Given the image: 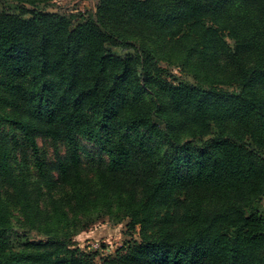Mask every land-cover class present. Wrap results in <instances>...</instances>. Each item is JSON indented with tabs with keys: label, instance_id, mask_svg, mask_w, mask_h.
Here are the masks:
<instances>
[{
	"label": "trees",
	"instance_id": "1",
	"mask_svg": "<svg viewBox=\"0 0 264 264\" xmlns=\"http://www.w3.org/2000/svg\"><path fill=\"white\" fill-rule=\"evenodd\" d=\"M51 1L0 0V264H92L104 217L103 264H264V0Z\"/></svg>",
	"mask_w": 264,
	"mask_h": 264
},
{
	"label": "rangeland",
	"instance_id": "2",
	"mask_svg": "<svg viewBox=\"0 0 264 264\" xmlns=\"http://www.w3.org/2000/svg\"><path fill=\"white\" fill-rule=\"evenodd\" d=\"M98 2L99 0H53L44 9L48 12L70 13L80 11L93 13ZM5 7H9L10 11L18 13L19 7L15 3H8ZM111 51L116 55L132 53L131 50H122L119 47H111ZM159 65L167 70L165 75L169 80L192 82L187 73L179 67L168 66L163 62ZM82 146L81 156L85 161L97 160L100 157L93 144L82 142ZM48 153L51 154L50 149H48ZM137 233L138 228L135 231H130L125 221L115 224L104 217L73 236L71 241L75 247L85 253H96L92 257V264H103V259L113 254L116 248H119L130 239L138 240ZM9 237L15 248H20L26 241L44 239L40 233L27 232L18 226L14 227L9 233Z\"/></svg>",
	"mask_w": 264,
	"mask_h": 264
}]
</instances>
